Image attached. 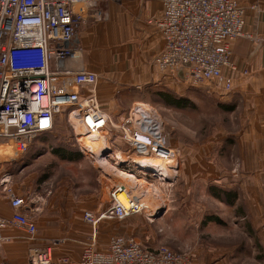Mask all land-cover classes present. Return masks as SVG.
<instances>
[{
  "label": "rangeland",
  "instance_id": "374dc122",
  "mask_svg": "<svg viewBox=\"0 0 264 264\" xmlns=\"http://www.w3.org/2000/svg\"><path fill=\"white\" fill-rule=\"evenodd\" d=\"M80 8L88 10L83 3L76 6L77 10ZM252 9L260 12L258 5ZM107 20L81 22L79 31L85 24L91 27ZM245 38L264 45L259 33ZM233 57L232 50L231 61L235 65ZM258 58V70L235 65V71H226L233 79L231 91L211 85L203 89L188 87L192 93L190 105L185 101V107L180 108L148 95V104L154 110L143 106L137 123L130 115L121 121L111 116L103 130L105 146L98 153L87 148L86 152L77 136L79 126H83L80 112L78 118L72 116L73 121L68 112L60 114L52 133L38 138L31 147L34 149L30 163L44 169V180L51 189L67 185L79 196L93 193L96 205L99 204L94 209L98 216L115 204L118 191L125 190L128 201L139 203L137 214L124 219H102L96 226L97 239L124 237L136 239L149 250L167 247L188 255L193 264H264V227L252 225L241 187L244 176L254 174L252 158L250 163L247 161V141L264 139L263 132L252 131L254 122L258 121L260 127L264 122V85L252 82L253 76H264L261 53ZM137 128L153 140L154 146H163L160 157L133 141ZM52 146L71 159L53 154ZM164 149L174 159L172 175L161 174L163 163L168 161L164 159ZM3 150L2 156H7L5 152L11 154L9 148ZM27 156L20 165H24ZM135 156L142 158L141 166L134 163ZM95 157L109 165L100 166ZM118 171L134 175L144 182L143 187L126 186ZM230 194L237 195L234 204L228 202ZM147 205L155 208L154 214Z\"/></svg>",
  "mask_w": 264,
  "mask_h": 264
},
{
  "label": "built area",
  "instance_id": "2783aa9c",
  "mask_svg": "<svg viewBox=\"0 0 264 264\" xmlns=\"http://www.w3.org/2000/svg\"><path fill=\"white\" fill-rule=\"evenodd\" d=\"M117 1L121 0H0V165L24 160L38 138L52 133L60 114L68 112L73 121L80 112L83 121H94L90 127L106 129L109 118L100 112L93 94L99 76L81 64L76 27L89 19L107 20L97 5ZM158 1L163 14L153 24L165 45L155 64L169 73L182 72L188 87L211 85L231 91L233 79L226 71L236 70L232 43L248 37L245 11L238 0ZM81 3L87 11L76 9ZM134 138L147 152L160 149L141 128ZM3 147L11 154L2 156ZM4 192L13 214L10 219L0 218V246L6 241L2 231L10 226L36 240L38 226L25 211L27 199L12 188ZM115 200L105 214L84 213L85 223L94 231L79 261L55 259L54 240L43 248L31 247L28 264H193L186 254L167 247L145 249L132 238L114 237L107 249H99L96 226L102 219H124L140 212L133 199L127 206L117 196Z\"/></svg>",
  "mask_w": 264,
  "mask_h": 264
},
{
  "label": "crops",
  "instance_id": "0c3cea01",
  "mask_svg": "<svg viewBox=\"0 0 264 264\" xmlns=\"http://www.w3.org/2000/svg\"><path fill=\"white\" fill-rule=\"evenodd\" d=\"M238 2L245 11V33L247 35L259 33L264 37V0ZM253 5H258L260 12L252 9ZM97 7L108 15L107 22L91 27L85 24L82 31H79V27L83 23H79L76 35L82 50V66L99 76V84L93 94L100 112L111 120L112 116L119 121L130 115L137 123L140 120L137 117L143 114V106L151 107L148 104V95L158 96L165 104L173 107H176V104L179 106L181 104V107L190 105L192 93L183 82V73L160 72L155 64L156 57L163 51L165 45L153 24L154 20L163 14L162 3L158 0H121L102 2ZM232 50L233 62L238 68L247 66L251 69L256 68L255 70L260 68L258 56L261 53L264 58L263 44L241 38L232 43ZM244 61L246 63H242ZM252 82L264 85V76H253ZM261 96L264 98V91ZM151 109L154 110L152 107ZM257 117L256 114L255 118ZM258 123L254 122L252 131L264 133V122L262 127ZM83 127L84 124L77 130L81 144L86 152L89 149L98 153L100 150L91 149L79 135ZM247 147L250 149L247 161L250 163L252 158L254 174L252 172V177L244 176L241 187L245 190L248 213L253 218L252 225L263 228L264 139L249 140ZM32 150L29 151L24 165L14 163L9 165L10 168L8 165H0V218L12 217L13 210L4 192V188H12L17 196L27 199L25 211L35 218L38 234L36 240H32L17 227L5 228L2 234L6 241L0 246V263L28 264L31 247L43 248L52 244L54 240L57 241L53 246L55 259L67 258L77 262L82 257L90 235L93 234L92 227L84 221V213L94 212L99 204L96 205L93 193L79 196L76 190L67 185L49 188L47 181L44 180L46 178L44 169L39 170L35 168L36 163H30ZM51 151L53 154L57 153L61 159L71 158L54 146ZM38 157L41 158L43 155ZM133 158L135 164L142 165V158L137 156ZM99 164L104 167L109 165L100 162ZM111 240L98 239L99 249H107ZM261 242H264V238Z\"/></svg>",
  "mask_w": 264,
  "mask_h": 264
},
{
  "label": "bare ground",
  "instance_id": "6f19581e",
  "mask_svg": "<svg viewBox=\"0 0 264 264\" xmlns=\"http://www.w3.org/2000/svg\"><path fill=\"white\" fill-rule=\"evenodd\" d=\"M93 123H94V121L92 119L83 121V117H82V124H84V127L79 131V135L82 137L83 141L85 142V144L87 146H89L91 149H93L95 151H98V150H101L103 148V146H105L106 136H104L103 131H102L104 129L97 128L96 126H91V127L89 126V125H93ZM161 147H163V146L159 145L160 149L157 150L156 154H152V155L159 156L161 154V149H162ZM163 152H164L163 155L165 157L164 159H166L168 161H165L163 163L164 170H163V172L161 174H163V175H166V174L167 175H172L170 173L171 172L170 169H173L174 159L171 156L172 154L168 153L167 150L164 149ZM95 159H97L100 162V158H96L95 157ZM100 163H106L107 164L106 161H103V162H100ZM118 173L127 182L126 186H130V184H134L133 188L135 187V188L138 189L141 186L143 187L142 183H144V182H142L141 180H138L134 175L128 174V173H124V172H120V171H118ZM140 189L142 190V188H140ZM134 192H136V191H134ZM146 199L147 198H145V200ZM117 200L120 203L122 202V204H125V206L129 205V201L127 199V193H126L125 190H123V192L119 191V193L117 194ZM147 207H149L150 212L154 214V211H155L154 209L155 208L152 205L151 206L147 205Z\"/></svg>",
  "mask_w": 264,
  "mask_h": 264
},
{
  "label": "trees",
  "instance_id": "16d2710c",
  "mask_svg": "<svg viewBox=\"0 0 264 264\" xmlns=\"http://www.w3.org/2000/svg\"><path fill=\"white\" fill-rule=\"evenodd\" d=\"M176 107H179L180 108L181 107V104H180V106H179V104L178 105L176 104ZM68 159H71V158H68ZM236 197H237L236 195H232L231 196V194H230V198L231 199L229 198V201L228 202H230L231 204H234V201L236 200Z\"/></svg>",
  "mask_w": 264,
  "mask_h": 264
}]
</instances>
